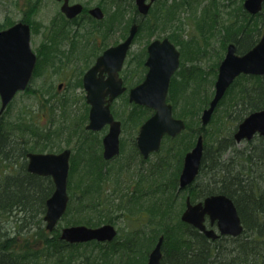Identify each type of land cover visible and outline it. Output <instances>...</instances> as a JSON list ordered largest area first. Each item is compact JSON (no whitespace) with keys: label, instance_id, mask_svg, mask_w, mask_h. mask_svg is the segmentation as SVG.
<instances>
[{"label":"trees","instance_id":"1","mask_svg":"<svg viewBox=\"0 0 264 264\" xmlns=\"http://www.w3.org/2000/svg\"><path fill=\"white\" fill-rule=\"evenodd\" d=\"M217 1L209 0L201 8L200 14L198 6L192 9L193 17L202 31L206 27L215 28ZM192 2L198 3L199 0H174L158 18L169 17L173 23L179 8L186 4L192 7ZM242 3L243 0L236 9L240 13L223 27L225 36L222 47L225 50L231 40L237 43L238 51L251 48L258 40L261 15L249 14ZM230 13L233 14L232 11ZM222 56L219 55L220 58ZM207 80L204 75L195 73L192 76L183 74V77L174 78L172 82L170 99L174 102L175 113L186 122V128L177 136L179 142L182 140L177 145V151L184 152L192 147L198 135L204 134L206 151L202 172L208 181L195 186L191 195L197 199L214 193L230 196L245 226L241 235L213 240L181 220L185 201L179 194L180 166L170 163L169 155L174 150L167 146V150L159 152L153 181H138L134 188L128 185L126 194H119L118 190L107 193L103 186L106 177L102 169L98 165L87 168L85 172L92 178L91 184L79 185V193L72 191V200L67 209L68 214H73L70 223L88 225H100L104 219L116 223L114 214H120L117 218L127 216L135 222L140 217V229L149 228L153 237L148 238L136 228H128L126 240L123 241L120 234L106 245L96 241L71 244L62 240L60 228L50 232L44 222L46 202L55 186L49 182L42 184V177L27 170V153L37 149L35 141L30 139L37 124L28 120L23 113H18L14 119H6L5 111L0 117V264H146L150 251L161 235L164 236L161 264H264V168H260L264 155L257 157L255 153L259 150L247 147L246 150L238 149L239 153H243V160L235 164L231 163L230 158H224L228 148L236 147L233 131L238 123L250 112L264 109V83L259 76L239 77L228 90L230 92L232 88L235 95L230 101V110L226 108L222 126L210 129L201 125L196 118L212 96V91L206 85ZM202 87L205 89L199 93ZM134 111L128 116L130 119L124 121L136 125V128L148 117L149 110L137 105ZM77 126L73 134L82 136L86 130L84 122ZM87 133L92 135L91 145H85V139L80 149L85 147L91 154L98 153L93 146L97 140L94 138L96 134ZM166 139L172 140L170 137ZM167 140L163 146L168 144ZM116 182L118 186L122 184L119 180ZM72 186L70 188L74 189ZM90 214L92 216L88 218ZM93 242L99 249L92 248L93 253L89 256L87 249H82ZM95 250L98 251L96 255ZM117 251H120L118 256Z\"/></svg>","mask_w":264,"mask_h":264},{"label":"flooded vegetation","instance_id":"2","mask_svg":"<svg viewBox=\"0 0 264 264\" xmlns=\"http://www.w3.org/2000/svg\"><path fill=\"white\" fill-rule=\"evenodd\" d=\"M52 1L56 2V4H58L60 6V11L57 12L56 17H53L50 21H47V23H44L41 20H39L38 16H37V14L41 8L40 0H28L27 4L24 1L23 2L18 1L17 3H14L13 7H14L15 11H17V13L15 14L16 16H13V10L11 11L8 9L7 15L5 16L4 21L1 23L2 27H0V31L9 30L13 26L20 24V23L28 24L29 28H30L29 29V48L32 52V54L28 57L23 54V52L25 50V42L23 41L25 35H24L23 31H21V30L15 31L12 36L10 35L7 38L6 50L4 51L3 58L0 59L3 63H5L4 70H6L7 72H16L22 68V70L26 71V68L28 67V65H30L31 63H34L32 76H31L26 88L24 90L18 91L15 94V96L13 97V99L10 101L7 108L5 109V111L8 110V108L10 107V104L12 103V101L14 100V98L17 96L18 93L26 92V91L28 92V91L32 90L31 88L33 87L35 82H38L40 80L41 85L38 87V89L41 92V96L42 95L46 96L45 94H49L48 96H46L41 101V104L43 105V107L44 106L47 107L44 110V112H47V110L49 109L48 106L51 105V102L53 104H56V103L59 104L60 109L62 108V105L67 106V105L71 104V103H69L68 99H66V100H63L64 98L61 100L57 99V96H59V92H61L65 88L72 87V88L80 89L82 92H84L85 97H84L83 103L85 106H87V109H86V112L84 114V119H82L81 122H84V120H87V124H88L89 123L91 104L88 102V99H87L88 91L86 90L85 84H84L85 83V76L96 65L99 57H101L106 52L107 49L112 48V47H116L119 44L123 43L127 39V37L129 36L130 29H131L132 25L137 24L138 25V31L135 34V36H134V38H133V40H132V42H131L128 50H127L126 57L124 59V62L122 64L121 69L119 70V77L122 79V86L125 87V90L122 93H120L119 95L113 97L111 100H110V94L106 95V97H105L106 104L110 105V109H111L112 114L114 115V118L121 122L120 152L111 158H106L104 155L105 148H104L103 139H104L105 135L109 132L110 124H106L101 130L87 129V124H86L85 125V129H86L85 133H87V131L91 132L93 134H99V133L103 132V135H102V137H100L98 135H94V138H96L97 140L95 141L93 146H95V149L98 150V153L95 152V154H91V152H89V150L84 147V149H80L81 154H82L80 161H81L82 168L86 167V169H87V168H91L92 166L98 165L102 169V172L104 173V175L106 177L105 181L103 182L104 183L103 186H104L107 193H112L114 190H118V185H117L116 180L120 181V179L110 171V169L108 168V164H110L111 161L114 160L115 158L117 159V157H119L121 152H122L121 134H122V131L124 130L123 129L124 124L126 122L124 121L125 120L124 118H120L119 113H117V111L115 110V107H114L115 104L119 100H121L124 102V104H128V106L130 105L133 108L132 114L134 111V107H136L137 105L142 106L145 109H148L149 114H148V117L146 119H143L142 122L140 124H138L136 127L137 135L134 137L133 143L130 147L131 152H130L129 160H127V158H126L127 165H126V167L122 166L124 169H120L121 170L120 176L122 175V173L126 169H127V172H130V170L127 168V166L131 167L130 164L133 163V160L135 159L134 162L139 161V160L141 161L139 176L137 178L135 177L134 181H133V179L130 180V177H128V179L125 180L126 183L129 185V187L134 188L137 185L138 181L139 182L141 181L142 183H144V180H148L149 182L153 181L155 163L153 162V166L151 165V169H147L146 173L143 172L142 168L145 167L146 163H148L154 155H157V153H159V151L161 150V148L163 146V142L166 143L165 140H167L166 139L167 137H170L172 140L171 141L167 140L168 144L166 146H163V149H165L168 146V147L172 148L174 151H177V149H178L177 145L179 143H182V140L179 142V138H177V136H179L183 131L180 132L179 134L175 135V136L166 134L163 137L161 148L158 151L150 152L148 154V156H145L141 152V150L138 146V139L137 138H138V135L140 132V128H141L142 124L155 113V109L152 107H149L145 104L137 103L134 100L131 101L130 100V92L132 89L137 87L139 84H141L145 80L146 75L149 72L150 67L147 65V61H148V58L150 55L149 45L154 41H157V40L163 41L164 39L168 38L175 45L176 49L180 52V64H179L178 69L175 71V73L173 74V76L171 78L169 91L167 94V102L172 104L174 116L177 118H181V117H178V115L175 113L174 102H173V100L170 99V87L172 85V82H173L174 78L183 77V74H189V76H192V75H195V73H197L198 75L201 74V76L204 75L207 79H209L207 76L208 72L204 73V70L201 67H198L197 65H194V64H191L189 66L185 65L186 62H192L196 58L200 57L202 54L208 52V50L206 48L203 50V48L200 47L198 42L196 44L197 46L195 45V48L193 49V46H192L193 43H190V42H192L191 41L192 39H190V38L183 39V38H181V36L179 34L176 36L168 34V33L167 34H158V33L152 34L155 26L157 27L159 25L169 24V28L171 27V19L169 17H166L165 19L158 18L159 15L161 14V12L167 11L166 8H167V6H169V4L167 3L168 0H145L147 4H150V7H149V10L147 13H142L139 10L137 0H130L132 2L131 6L133 7L134 14H135L133 16V18L130 20L126 18L128 11L125 10V13L122 12V8H120V6H119L120 2L128 1V0H96V2L93 4H91L89 2L84 3L82 0H69L70 5L82 4L81 12H79L74 17H69L64 11H62V5L64 4V0H52ZM244 1L245 0H243V3H242L244 10H246L249 14H251L247 9H245ZM95 7L101 8V10L104 13V17L99 18L91 12V10ZM156 9L159 10L158 14H156ZM160 9H162V10H160ZM251 15H254V16L255 15H261V19L259 20V22H260L259 25L261 26V31H260V33H257V35L259 37H258L257 42L251 47V48H253L259 42V40L261 39V37L264 34V3H263L262 10L260 12H258L257 14H251ZM145 29L148 30L149 34H150L148 37V40H147L148 43H145L141 50H139L136 53H133V47H134L135 42L138 38V35H139L138 33L141 30H145ZM173 30H175V29H173ZM116 31L121 32L119 39L113 41L112 44H110V42L108 44L107 39L110 35V32L114 33ZM187 42H189L190 44H186ZM231 43L236 44V46H237L236 52L240 55L246 53L247 51H249L251 49V48H249L245 51H238L237 43L235 41L231 40L226 47L224 57L226 56L228 46ZM189 57H192L191 58L192 60H190ZM224 57L222 59L219 58V59H221L220 61L219 60L215 61L214 66L210 68V74H211L210 78L212 77V73H213V75L216 76V79L214 81H213V78L207 80L206 85L208 86V81H209V87L214 86V89L212 91L211 99L209 100V103L206 107L209 106V104H210V102L214 96L215 88H216L215 85H216V81L218 79L219 67H220V64H221L222 60L224 59ZM104 68H105V66H101V68L95 74L96 78L102 79L103 81L107 80V78L109 76L107 70H103ZM138 73H143L144 76H140L138 80L133 82L131 80V76H133V75L135 76ZM61 75L63 76L64 79L58 80V77H60ZM244 75L245 76H259V77H261L262 83H264V75L244 74V73L240 74L235 79V81L239 77L244 76ZM38 77H39V80L37 81ZM54 77H57L56 81L52 80V78H54ZM48 81H49L50 85L47 86L46 83ZM57 81H58V83H57ZM235 81H234V83H235ZM54 85H55V91L51 92V89L54 88ZM193 85H195V84H193ZM203 89H205V87H202L199 90V93H201ZM206 90H207V88H206ZM77 97H78V95H77ZM74 100L79 101L76 97L74 98ZM219 104H218V106H219ZM218 106H217L216 110L218 109ZM206 107H204L199 112V114L196 115V118L200 120L201 125H203L202 114H203V111ZM0 108H1V96H0ZM62 110H64V108ZM259 110H261V109H259ZM5 111L2 115H0V117H2L5 114ZM252 112H254V111H252ZM252 112H250V113H252ZM54 114L56 115V111ZM134 114H136V111H134ZM248 115H246L245 117H247ZM245 117L238 123L236 129L233 131V139L235 141L234 143L236 144V147L228 148V151L225 153L224 158H227V159L231 158L232 154L237 153L238 149H240L238 147V144L240 145L241 143H245V146L242 147L241 150H246L247 147H250L256 151L259 150L258 153H255L257 157L264 155V152H263L264 135L261 134L260 132H256L251 139L245 138V139L241 140L240 142H238L234 136L235 132L238 129L239 124L245 119ZM181 119H183V118H181ZM136 122H137V120H136ZM36 124L38 125L39 123L36 122ZM85 133L83 132L82 136H77V135H74L73 132L71 134V131H70V134H68V138H67L68 144L73 143L72 146H74V145H76L75 142H77V144L81 143L82 144L81 146H83V142L85 141V139H87V141L84 142L85 145H87V144L91 145L92 135H90V134L87 135L88 133L87 134H85ZM201 134H203V133H200L198 135V137ZM203 136H204V134H203ZM198 137L196 139V142L198 140ZM196 142L192 147L186 149L184 152H179L178 153V159L175 158L178 166H180V170H179L180 172H179V176H178L179 186H180V179L179 178H180L182 169L184 167L185 156H186L188 151L193 149V147L196 145ZM47 143L49 145L51 144L50 141L44 142L41 138L35 140V144L37 146L36 151H30L27 153V170L29 171V169H28L29 153H31V152L61 153L66 149H70V169H71V167H72L71 162H72V157L74 155L75 149L73 147L72 148L71 147H65L64 149L60 148L59 150H56L55 148L53 149V147H49V145H47ZM205 151H206V145H205V137H204V153H203V158H202V163H201L199 174L192 183H190L189 185H187L184 188H179L180 191L186 190L189 187H191L192 184L196 183L198 178L202 176V174H203L202 167H203V160H204ZM240 154L243 155V153H240ZM91 156L93 158H91ZM95 163H98V164L95 165ZM231 163L235 164V162H233V161H231ZM102 164H103V168H102ZM74 167L75 166H73V168ZM260 168L261 169L264 168V161L260 162ZM29 172H31V171H29ZM31 173H33V172H31ZM34 174L42 177L40 179V182H42V184H47L49 182V183H53V185L55 186L54 178L52 175H50V174L43 175V174H39V173H34ZM69 174H70V170H69ZM123 175H125V172L123 173ZM141 175H142V178H139ZM71 179H72V177L68 178V187H69V184L71 185ZM91 180H92V178L90 177V175H86V172H83V175L80 176V182L82 181L81 183H84V185L89 186L91 184ZM214 194H220V193H214ZM222 194H224V193H222ZM210 195H213V194H209V195H207L201 199L194 198V197H192V195H187L186 198L184 199L185 205H184L183 211L186 210V208H187L188 200L191 202V204H196L198 202L204 201V199ZM70 201H71V197L69 200V204H70ZM234 203H235V201H234ZM46 210H47V206H46ZM237 210H238V208H237ZM183 211H182V213H183ZM182 213H181V215H182ZM238 213H239V211H238ZM239 215H240V213H239ZM44 222L46 225L45 220H44ZM110 223H112V222H110ZM185 223H187V222H185ZM104 224H106V223H104ZM206 224L208 225L209 229H211V228L217 229V221L213 225L211 223V219H210L208 214L206 215ZM242 224L244 226L243 221H242ZM58 225H59V223H58ZM58 225H57V227H58ZM73 225H80V224L74 223ZM83 225H88V224L83 223ZM101 225H103V224L88 225V226L97 227V226H101ZM113 225L116 227V229L118 231L120 230L119 228H117V226L115 224H113ZM67 226H70V225H67ZM195 228L200 230L198 227H195ZM244 230H245V226H244ZM222 236H231V235H221L220 234L217 238H215V239L210 238V239L216 240V239H220ZM231 237H234V236H231ZM90 242H92V241H90ZM99 243L103 244V245L106 244V242H102V243L99 242ZM107 243H109V242H107Z\"/></svg>","mask_w":264,"mask_h":264},{"label":"water","instance_id":"3","mask_svg":"<svg viewBox=\"0 0 264 264\" xmlns=\"http://www.w3.org/2000/svg\"><path fill=\"white\" fill-rule=\"evenodd\" d=\"M137 3L142 13L148 12L150 4H147L145 0H137ZM263 3L264 0H245L244 7L250 13L257 14L262 10ZM81 10L82 4L70 5L69 0H64L62 11L69 17H74ZM91 12L99 18L104 17V13L99 7L93 8ZM29 29L28 24L20 23L9 30L0 31V59L3 58L6 50L7 38L17 30L23 31L25 35L23 54L27 57L32 54L29 48ZM137 31L138 25L133 24L127 39L118 46L107 49L85 76L87 99L91 104L87 129L101 130L106 124H110L109 132L103 139L106 158H111L120 152L121 122L114 118L110 105L106 104L105 97L110 94L111 100L125 90V87L122 86V79L119 77V70ZM236 51V44L231 43L220 64L214 96L202 114L204 126L209 124L218 104L240 74L264 75V34L259 42L246 53L240 55ZM149 53L147 61V65L150 67L149 72L145 80L130 92L131 101L134 100L155 109V113L142 124L137 138L138 146L145 156L161 148L163 137L166 134L175 136L186 127L183 119L174 116L173 106L167 102L171 78L180 64V52L166 38L163 41L152 42L149 45ZM4 65L5 63L0 60V115L4 113L15 94L26 88L34 68V63H31L26 71L21 68L16 72H7L4 70ZM101 66H105L103 70H107L109 74L105 81L95 77ZM256 132L264 135V109L256 110L245 117L234 136L240 142L245 138L251 139ZM203 153L204 136L201 134L196 145L185 156L184 167L179 178V188L186 187L196 179L200 171ZM28 169L33 173L50 174L54 178L55 189L47 200V210L44 215L48 230L53 231L69 204L70 149L61 153L31 152L29 153ZM207 214L213 225L217 221V229H209L206 224ZM181 219L198 227L208 238L213 239L220 234L238 236L244 231L242 219L234 201L222 193L210 195L204 201L196 204H191L188 200L187 208L183 211ZM117 234L118 230L112 223L97 227L80 224L63 227L60 238L70 243L93 240L111 242L117 237ZM163 243L164 236L162 235L151 250L146 264H161Z\"/></svg>","mask_w":264,"mask_h":264},{"label":"rangeland","instance_id":"4","mask_svg":"<svg viewBox=\"0 0 264 264\" xmlns=\"http://www.w3.org/2000/svg\"><path fill=\"white\" fill-rule=\"evenodd\" d=\"M18 1H24L27 4L28 0H0V27L1 23L4 21L5 16L7 15L8 9L9 10H13V16H16L15 14L17 13V11H15L13 5L14 3H17ZM84 3L89 2L91 4L95 3L96 0H82ZM172 1L174 0H168V4H170ZM177 1H181V0H177ZM209 2V0H199L198 3L192 2L191 5L192 7H188V4H186L185 6L179 8V10L177 11V13L175 14V18L173 20V23L171 22V27L169 28V24L166 25H159V26H155L153 33H158V34H171V35H180L181 38L183 39H187L190 38L192 39L190 43H193V49L195 48V45L197 44V42L199 43L200 47L203 48V50L206 48L208 50V52L202 54L200 57L196 58L195 60H193L192 62H186L185 65H197L198 67H201L205 72L207 73V76L209 79L213 78V81L216 79V76L213 75L212 73V77L210 78V68L214 66L215 61H220L223 57H224V53H225V49L222 47V42L223 37L225 36V30L223 29L224 25L228 24L231 20H233L235 18V16L237 15V13H240L238 10L236 11V9H238L239 4L242 2V0H218V15H215L214 17H216V21H215V28H209L206 27V29H204V31H202L199 26L196 23L195 18L193 17V10L194 8H196L198 6V14L202 13V7L207 5ZM41 3V8L40 11L38 12L37 16L38 19L41 20L44 23H47V21H50L53 17L57 16V12L60 11V6L58 4H56V2L52 1V0H40ZM131 1H123L119 3L120 8H122V12L125 13V10H127V15L126 18L127 19H132L134 14V10L133 7L131 6ZM185 7V8H184ZM229 11H232L233 14H229ZM159 11L156 12V14H158ZM214 12V11H213ZM240 19H242V17H240ZM41 22V23H42ZM175 29V30H173ZM177 30V31H176ZM138 38L135 42V45L133 47V53L138 52L139 50L142 49L143 45L145 43H148V37H149V31L148 30H141L138 33ZM121 35L120 31H116L114 33L110 32V35L107 39V42L109 44H112L113 41L119 39ZM150 40V39H149ZM196 41V42H195ZM230 41H228L229 43ZM189 42H187L186 44H190ZM227 43V45H228ZM198 45V46H199ZM197 46V45H196ZM189 49V48H188ZM220 56H222L221 59H219ZM190 56V55H189ZM192 57H189L190 60ZM194 62V63H193ZM203 73V74H204ZM140 76H144L143 73H138L137 75H133L131 76V80L133 82H135L136 80L139 79ZM215 76V77H214ZM59 79H64L63 76L61 75L60 77H58ZM208 79V80H209ZM39 80V77L37 79V81ZM52 80L56 81L57 77L52 78ZM58 83V81H57ZM41 85L40 80L38 82H35V84L33 85V87L31 88L32 90L30 91H26V92H20L17 94V96L14 98V100L12 101V103L10 104L9 109L7 110L5 116L6 119H14L15 117H17L18 113H23L25 117L28 118V120H32L34 122L39 123L38 125H36L33 129V135L30 137V139L32 141H35L36 139L41 138L44 142L45 141H50L51 144L49 145L47 143V145H49V147H53V149L55 148L56 150L64 149L65 147H73L74 150V155L72 157V167L70 169V174L69 177L71 179V185L74 186V189L70 188V184L68 187V191L70 194V197L72 195V191L75 190L76 192H78V186L81 184L84 185V183L80 182V176L82 175L81 172H85V168H82L81 165V161L80 158L82 157L81 151H80V146L82 145L81 143L75 142L76 145L72 146V144H68L67 142V138H68V134H71L74 131L75 128H77V124H81V120L84 119V114L86 112L87 106L84 105V92H82L80 89H76V88H65L64 90H62L61 92H59V96H57V99L61 100H69V103H71L70 105L64 106L62 105V108L60 109L59 104H53L51 102V105L48 106L49 109L47 110V112H44V110L47 108L46 106L43 107V105L41 104L42 99H44L46 96H48L49 94H45L46 96H41V92L39 91L38 87ZM46 85H50L49 81L46 83ZM56 85V84H55ZM55 85L54 88L51 89V92L55 91ZM208 88H210L211 91H213L214 86L209 87V81H208ZM207 88V89H208ZM78 95V97H77ZM235 95V91L233 92V89L231 88L230 92H227V94L224 97V102L218 107V109L215 111V113L213 114V117L211 119V121L209 122L208 125H206L205 127L208 126V128L210 129H218L219 126H222V119L224 116H226V112L227 109L230 110L229 108V104L230 101L232 100V98ZM77 98L79 101L74 100V98ZM115 110L117 111V113H119L120 118H125V121L127 119H130V116L132 114V107L128 104H124L123 101L119 100L116 104H115ZM64 108V110H62ZM227 108V109H226ZM56 111V115L54 114ZM55 115V116H54ZM134 118H136L134 116ZM132 117V119H134ZM87 124V120H84V126ZM124 130L122 131L121 134V138H122V152L120 154L119 157H117V159L115 158L114 160L111 161L110 164H108V168L110 169V171L115 174L119 179H120V183L118 186V193L121 194L123 192H127V183L125 180L128 179V177H130V180L135 179V177L137 178L139 176V171H140V166H141V161H136L133 163H131V167L127 166V168L130 170V172H127V169L124 171L125 175L120 176V169H124L123 167L127 165V160H129V156H130V152H131V145L133 143V139L134 137L137 135V130L135 128V125L126 122L124 124ZM100 137H102L103 132L96 134ZM29 136V135H28ZM206 141V138H205ZM210 143L212 142L211 140L209 141ZM245 146V143H241L240 145L238 144V147L241 149L242 147ZM163 150V146L161 148V150L159 152H161ZM165 150H167V148H165ZM213 152V149L212 151ZM171 154L169 155V161L172 165L176 166L178 165L175 158L178 159V151H172L170 152ZM161 154V153H160ZM159 153H157V155H154L151 158V162L146 163L145 167L142 168L143 172L146 173L147 169H151V165L153 166V162L155 163L157 161V159L159 158ZM81 155V156H80ZM90 156V155H89ZM91 158H93L91 156ZM129 163V162H128ZM73 166H75V169L72 170ZM123 166V167H122ZM257 164L254 165V168H256ZM102 168H103V164H102ZM73 171V172H72ZM84 179V178H83ZM207 179H206V175L202 174L201 177L198 178L197 182L192 184L191 187H189L186 190H182L180 191L179 189V194L180 197L182 199H185L187 195H191L193 194L192 191L193 188H195V186L197 187V185H203L207 183ZM72 186V187H73ZM124 189V191H123ZM79 193V192H78ZM75 195V193H74ZM72 200V199H71ZM178 201H180V199H178ZM177 204H179V202H177ZM184 209V207H183ZM183 211V210H182ZM181 211V213H182ZM69 210L65 213V215L62 217V219L59 222L58 227L61 229L64 226L67 225H73L74 223H70L73 219V214H68ZM116 213V212H115ZM92 214H90V216H88V218H91ZM115 218V222L113 223L117 226V228H119L120 230L118 231L117 236L123 238V241L126 240V233L128 230V228H131L133 230H135V228L141 232V233H145L146 235H148L149 237H153L152 233H150L149 228H142L140 229V224H138L139 221H141L139 218H136V222L135 221H131L130 218L126 217H119L117 218L119 215L116 216V214L113 215ZM97 219V218H96ZM110 223L107 222L106 219L103 220V223ZM77 224H83V223H77ZM140 225V226H139ZM162 236V235H161ZM147 239V238H145ZM159 240V239H158ZM106 245V244H105ZM154 247V246H153ZM92 248L94 249H99L98 245H96V243H91L90 245H88L87 247L83 248V250L87 249V254L90 256L93 251L91 250ZM95 250L94 254H98V251ZM118 253L116 254L117 256L120 254V251H117Z\"/></svg>","mask_w":264,"mask_h":264},{"label":"bare ground","instance_id":"5","mask_svg":"<svg viewBox=\"0 0 264 264\" xmlns=\"http://www.w3.org/2000/svg\"><path fill=\"white\" fill-rule=\"evenodd\" d=\"M241 160H243V157H242V154H240V153L232 154V156L230 158V161H233V162H239Z\"/></svg>","mask_w":264,"mask_h":264}]
</instances>
